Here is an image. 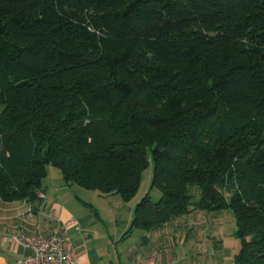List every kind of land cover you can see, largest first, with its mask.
<instances>
[{"label":"trees","instance_id":"obj_1","mask_svg":"<svg viewBox=\"0 0 264 264\" xmlns=\"http://www.w3.org/2000/svg\"><path fill=\"white\" fill-rule=\"evenodd\" d=\"M0 105L3 201L51 165L126 202L151 162L130 228L230 209L264 264V0H0Z\"/></svg>","mask_w":264,"mask_h":264},{"label":"crops","instance_id":"obj_2","mask_svg":"<svg viewBox=\"0 0 264 264\" xmlns=\"http://www.w3.org/2000/svg\"><path fill=\"white\" fill-rule=\"evenodd\" d=\"M1 109L0 105V112ZM59 185L54 188L56 193L44 189L43 198L37 205L25 200L3 201L0 198V264H17L23 256L31 253L28 248L5 242L4 236L18 230L28 234H47L55 229L68 238L76 264H139L152 255H156L159 263L170 264L163 256V234L174 232L175 242L178 224L169 223L159 229L146 231L148 235L142 237L140 246H133V243L128 244L134 229L130 228L133 209L127 210L125 218L115 215L103 217L98 209L91 208L90 202L78 197L71 198V193ZM77 202L89 207H81ZM201 213L195 210L189 214H195L194 225L199 226L202 221V217H199ZM180 222L182 227L189 224L190 228L192 219L191 222ZM147 242L154 243L151 250H145Z\"/></svg>","mask_w":264,"mask_h":264},{"label":"rangeland","instance_id":"obj_3","mask_svg":"<svg viewBox=\"0 0 264 264\" xmlns=\"http://www.w3.org/2000/svg\"><path fill=\"white\" fill-rule=\"evenodd\" d=\"M151 176L152 163L150 162L142 173L136 194L126 202L121 201L119 196L115 194L106 195L98 190L85 189L76 184L66 186L65 183L68 184V182L65 181L60 170L51 165L47 166V175L43 181V186L49 193L54 191L56 193L57 190H54V188L61 184L65 190L71 193V198L76 199L75 197H78L80 200L90 202L91 208L98 209L103 217L115 215L117 218H125L127 210L133 209L144 194L149 193L152 201H156L160 197V193L156 188L150 189ZM222 192L228 199L230 194L225 191ZM62 198L65 202V198ZM194 198H198V193ZM81 207L88 208L89 206ZM199 217H202L199 226L193 224L196 221L195 214L191 216L189 214L184 215L179 218L181 220H176L175 223L179 225L177 227L179 232L178 238L175 237V242L174 232H164L163 245L161 241L164 248V258L170 264H232L233 257L240 247V241L235 234L236 225L232 211L226 209L215 212H202ZM191 219L190 228H188L189 224L182 227L180 221L186 223L187 221L191 222ZM132 231L128 244L133 243V246H140L142 237L148 235L146 230L134 228ZM167 242H169L168 246L166 245ZM147 243L145 250H151L154 243Z\"/></svg>","mask_w":264,"mask_h":264},{"label":"built area","instance_id":"obj_4","mask_svg":"<svg viewBox=\"0 0 264 264\" xmlns=\"http://www.w3.org/2000/svg\"><path fill=\"white\" fill-rule=\"evenodd\" d=\"M43 198V194H40ZM4 241L28 248L31 253L23 256L17 264H76L72 254V246L68 238L57 229L47 234H28L22 230L4 236ZM161 264L156 255L149 257L144 263Z\"/></svg>","mask_w":264,"mask_h":264},{"label":"water","instance_id":"obj_5","mask_svg":"<svg viewBox=\"0 0 264 264\" xmlns=\"http://www.w3.org/2000/svg\"><path fill=\"white\" fill-rule=\"evenodd\" d=\"M71 183L70 182H68V185H70Z\"/></svg>","mask_w":264,"mask_h":264}]
</instances>
